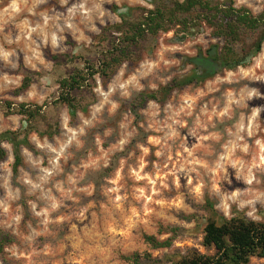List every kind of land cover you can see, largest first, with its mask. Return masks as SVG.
Instances as JSON below:
<instances>
[{"label":"rangeland","instance_id":"rangeland-1","mask_svg":"<svg viewBox=\"0 0 264 264\" xmlns=\"http://www.w3.org/2000/svg\"><path fill=\"white\" fill-rule=\"evenodd\" d=\"M234 2L264 11V0ZM12 3L18 11L9 15L4 10ZM113 4L154 6L150 0H0V101H47L44 110L59 126L52 137L29 133L31 147L22 146L17 174L11 145L2 144L0 227L16 242L0 264H131L122 256L135 251L160 260L142 264H170L169 256L189 249L205 252L206 200L219 215L264 218V43L246 66L219 68L134 112L129 103L138 92L192 73L191 58L208 57L213 47L216 54L222 45L206 26L161 32L106 85L95 76L96 101L87 111L71 119L65 105L53 103L60 78L86 58L97 61L95 36L120 22ZM58 53L81 58L56 65L50 55ZM25 70L38 75L16 95ZM4 111L0 133L25 123ZM172 226L182 231L171 247H147L143 233L165 239Z\"/></svg>","mask_w":264,"mask_h":264},{"label":"trees","instance_id":"trees-1","mask_svg":"<svg viewBox=\"0 0 264 264\" xmlns=\"http://www.w3.org/2000/svg\"><path fill=\"white\" fill-rule=\"evenodd\" d=\"M154 6H124L113 4L111 9L118 14L120 22L103 26L95 37L100 44L99 57L96 62L84 59L81 67H75L71 73L58 80V97L55 105H65L74 119L78 111H87L89 105L96 101L93 91L97 75L102 84L115 74L118 67L126 60H136L139 51L150 37H157L161 32L171 30L187 33L200 31L203 26L211 29L213 37L222 38L215 60L221 68L235 69L246 66L248 60L257 55L264 43V11L254 13L246 6H235L234 0H150ZM80 55L58 53L51 54L50 59L56 65L75 63ZM36 72L23 71L20 85L14 89L19 95L34 82ZM210 74L197 71L174 77L155 90H142L130 101L134 112L154 100L162 104L170 93L185 85L200 81ZM48 105L34 102L14 103L0 101V108L6 115L19 114L25 122L19 128L0 133V163L7 157L3 142L12 147L14 162L13 173L17 174L23 165L22 146L30 148L28 135L32 131L52 137L59 130L57 122H52L44 110ZM210 212L203 224L202 246L205 252L192 248L175 258L168 257L170 264H249L253 257L264 258V218L255 220L245 214L234 212L231 217L219 215L213 203L206 200L203 206ZM187 219H190L187 218ZM171 236L159 239L154 234L143 233V241L149 249L169 248L173 245L182 228H169ZM16 242L15 236L0 227V257L6 260V249ZM122 259L131 264L143 261L159 263L150 251H135L123 255Z\"/></svg>","mask_w":264,"mask_h":264},{"label":"water","instance_id":"water-1","mask_svg":"<svg viewBox=\"0 0 264 264\" xmlns=\"http://www.w3.org/2000/svg\"><path fill=\"white\" fill-rule=\"evenodd\" d=\"M214 53H215V47H213L210 50V55H213ZM198 58L192 59L193 62H195L196 64H200V65L207 67L209 74H212V73L216 72L219 68H221L220 65H218L217 63L211 62L210 59L205 60L204 58H202L201 54L198 56Z\"/></svg>","mask_w":264,"mask_h":264},{"label":"clouds","instance_id":"clouds-1","mask_svg":"<svg viewBox=\"0 0 264 264\" xmlns=\"http://www.w3.org/2000/svg\"><path fill=\"white\" fill-rule=\"evenodd\" d=\"M97 7H98V5H97ZM80 8H81V10H83V5H80ZM9 9L11 10L10 12H9ZM6 13H8L9 15H11V14H14L15 12H17L18 11V8H17V5L15 4V3H12V4H10L9 5V7L8 8H6L5 10H4ZM71 9L69 10V12L71 13ZM52 43L55 45L56 44V37H55V35H53L52 36ZM97 91H98V89H97ZM175 135V132L174 131H170L169 133H168V137L169 138H171L172 136H174ZM156 142H158V141H155V140H153V143H156ZM145 151H146V149H145ZM157 155H159V153H157ZM198 163V162H197ZM142 166V165H141ZM217 167H222V165H220L219 163L217 164ZM136 178L137 179H139L140 177H139V175H137L136 176ZM215 186L213 185V188H214ZM53 207H55V204H53Z\"/></svg>","mask_w":264,"mask_h":264},{"label":"flooded vegetation","instance_id":"flooded-vegetation-1","mask_svg":"<svg viewBox=\"0 0 264 264\" xmlns=\"http://www.w3.org/2000/svg\"><path fill=\"white\" fill-rule=\"evenodd\" d=\"M199 55H200V54H199ZM199 55H197L196 57L190 59V61L192 62V64H195V65H194V69H195L194 71H197V72L201 73L202 75H203V74H209V73H208L209 71H208L207 67H205V66H203V65H200V64H196L195 62H193L192 59H197ZM215 55H216L215 53H214L213 55H210V51H209V53H208V57H204V56L202 55V58H204L205 60H206V59H210L211 62L217 63V64L219 65L218 61H216L215 58H214ZM198 59H199V58H198Z\"/></svg>","mask_w":264,"mask_h":264}]
</instances>
